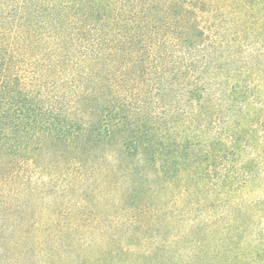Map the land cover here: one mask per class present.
Segmentation results:
<instances>
[{
    "label": "trees",
    "instance_id": "1",
    "mask_svg": "<svg viewBox=\"0 0 264 264\" xmlns=\"http://www.w3.org/2000/svg\"><path fill=\"white\" fill-rule=\"evenodd\" d=\"M154 98L185 133L172 185L198 216L181 248L76 264H264V0H0V170L90 145L147 164L158 122L127 107Z\"/></svg>",
    "mask_w": 264,
    "mask_h": 264
},
{
    "label": "rangeland",
    "instance_id": "2",
    "mask_svg": "<svg viewBox=\"0 0 264 264\" xmlns=\"http://www.w3.org/2000/svg\"><path fill=\"white\" fill-rule=\"evenodd\" d=\"M136 85L121 90L132 109L136 96L145 94ZM170 107L167 99L155 98L146 102L141 115L127 107L132 128L141 119L149 126L158 122L150 136L161 146L150 151L153 158L147 164L122 163L114 145H90L80 154L83 147L76 154L45 147L32 159L0 170V264H76L113 250L120 262L127 251L142 262L143 253L160 246L181 248L173 240L186 232L188 219L198 216V210L188 209L183 182L172 185L179 167L170 163L169 145L181 149L185 133L181 126L172 132ZM202 173L200 169L196 176L205 189L208 181Z\"/></svg>",
    "mask_w": 264,
    "mask_h": 264
}]
</instances>
